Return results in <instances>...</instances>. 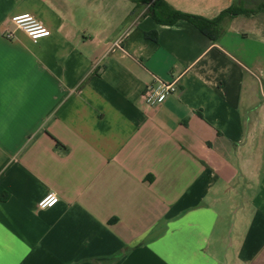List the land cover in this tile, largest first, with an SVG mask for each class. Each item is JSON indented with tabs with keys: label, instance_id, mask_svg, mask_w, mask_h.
<instances>
[{
	"label": "crops",
	"instance_id": "crops-1",
	"mask_svg": "<svg viewBox=\"0 0 264 264\" xmlns=\"http://www.w3.org/2000/svg\"><path fill=\"white\" fill-rule=\"evenodd\" d=\"M262 6L0 0V264H264Z\"/></svg>",
	"mask_w": 264,
	"mask_h": 264
},
{
	"label": "built area",
	"instance_id": "built-area-1",
	"mask_svg": "<svg viewBox=\"0 0 264 264\" xmlns=\"http://www.w3.org/2000/svg\"><path fill=\"white\" fill-rule=\"evenodd\" d=\"M10 21L19 29L23 30L25 34L36 42L40 38H45L50 35L48 29L43 27L30 14L15 15L10 18ZM177 90V82H157L156 84L147 85L143 94L142 100L148 107H154L166 100L170 95H173ZM58 202V198L54 193L47 194L38 203L40 210H48Z\"/></svg>",
	"mask_w": 264,
	"mask_h": 264
},
{
	"label": "trees",
	"instance_id": "trees-1",
	"mask_svg": "<svg viewBox=\"0 0 264 264\" xmlns=\"http://www.w3.org/2000/svg\"><path fill=\"white\" fill-rule=\"evenodd\" d=\"M131 1L135 3L137 2V0H131ZM261 9H264V6H262ZM250 13H252V11H245L242 9H229L222 12L219 15V17H217L214 20H206L200 17L191 16V15L183 14L178 11L170 10V12L166 15L165 18H159L156 14H153V17L158 23H162V24H174L177 21H186L192 24L200 31L208 32L214 30L215 27L218 25V23L226 16L250 14Z\"/></svg>",
	"mask_w": 264,
	"mask_h": 264
}]
</instances>
